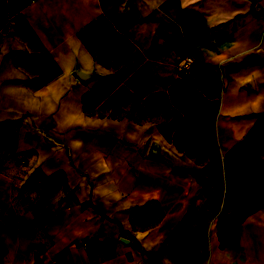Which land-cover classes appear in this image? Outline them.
<instances>
[{
	"label": "crops",
	"instance_id": "0c3cea01",
	"mask_svg": "<svg viewBox=\"0 0 264 264\" xmlns=\"http://www.w3.org/2000/svg\"><path fill=\"white\" fill-rule=\"evenodd\" d=\"M0 264H264V0H0Z\"/></svg>",
	"mask_w": 264,
	"mask_h": 264
},
{
	"label": "built area",
	"instance_id": "2783aa9c",
	"mask_svg": "<svg viewBox=\"0 0 264 264\" xmlns=\"http://www.w3.org/2000/svg\"><path fill=\"white\" fill-rule=\"evenodd\" d=\"M177 65L181 72H189L194 66V58L189 52H184L181 54Z\"/></svg>",
	"mask_w": 264,
	"mask_h": 264
},
{
	"label": "water",
	"instance_id": "95a60500",
	"mask_svg": "<svg viewBox=\"0 0 264 264\" xmlns=\"http://www.w3.org/2000/svg\"><path fill=\"white\" fill-rule=\"evenodd\" d=\"M77 73L80 77H85L87 75V73H84L83 71L80 70Z\"/></svg>",
	"mask_w": 264,
	"mask_h": 264
}]
</instances>
